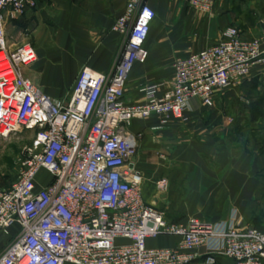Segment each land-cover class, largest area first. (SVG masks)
Segmentation results:
<instances>
[{
    "label": "built area",
    "instance_id": "built-area-1",
    "mask_svg": "<svg viewBox=\"0 0 264 264\" xmlns=\"http://www.w3.org/2000/svg\"><path fill=\"white\" fill-rule=\"evenodd\" d=\"M219 0H189L210 12ZM37 0H0V135L36 132L21 156L19 178L0 186V232L19 230L0 264H201L223 255L232 264H264V230L226 227L191 219L170 223L144 199L143 172L135 162L136 139L124 125L157 116L160 125L186 121L192 99L210 105L218 90L242 83L264 62V35L245 39L228 27L221 40L179 57L173 78L145 86L144 101H125L135 65L148 57L146 42L156 16L142 0H129L114 30L128 35L112 75L82 67L69 96L43 92L23 68L37 61L34 45L11 47L6 13H24ZM48 174L46 185H39ZM163 179L160 187H165ZM178 236L174 247H151L160 236Z\"/></svg>",
    "mask_w": 264,
    "mask_h": 264
},
{
    "label": "crops",
    "instance_id": "crops-1",
    "mask_svg": "<svg viewBox=\"0 0 264 264\" xmlns=\"http://www.w3.org/2000/svg\"><path fill=\"white\" fill-rule=\"evenodd\" d=\"M156 13L145 62L135 65L125 101L142 102V89L169 85L166 60L185 57L218 43L228 27L245 39L264 35V0H219L201 12L189 0H142ZM129 0H37L24 13H6V32L13 48L30 41L37 61L23 68L43 92L65 100L81 69L90 65L110 76L128 35L114 30ZM264 52V41H263ZM167 75V76H166ZM137 142V168L143 172L142 191L173 223L199 219L216 227L233 221L242 228L264 230V62L257 63L242 83L218 90L212 104L194 98L187 120L160 125L157 116L124 125ZM162 152L163 156L160 154ZM39 185H46L49 178ZM47 177V178H46ZM167 180L162 190L159 181ZM19 227L0 232V256ZM180 237L151 239V247H174ZM204 262L206 247L198 250ZM213 264H232L218 255Z\"/></svg>",
    "mask_w": 264,
    "mask_h": 264
},
{
    "label": "rangeland",
    "instance_id": "rangeland-1",
    "mask_svg": "<svg viewBox=\"0 0 264 264\" xmlns=\"http://www.w3.org/2000/svg\"><path fill=\"white\" fill-rule=\"evenodd\" d=\"M176 59L165 61L164 64L165 74L168 75L173 71V66ZM179 122H184V121H179ZM35 134L36 132L33 130L23 129L15 133H12L8 136L0 135V186L9 187L19 178L22 169V165H21L22 152L26 146L31 145L33 143ZM160 154L163 156L162 152ZM162 180H160L159 183ZM163 189L165 190L166 187H163L162 190ZM172 237H178V236L172 235ZM215 256H216L215 258H217L218 255ZM202 257L203 255L201 256V259ZM203 260L205 263H207L206 255H204ZM215 262L216 260L213 263ZM213 263H208V264H213Z\"/></svg>",
    "mask_w": 264,
    "mask_h": 264
}]
</instances>
